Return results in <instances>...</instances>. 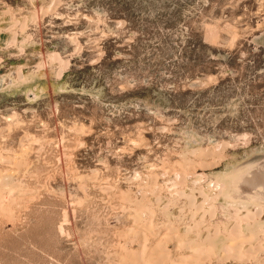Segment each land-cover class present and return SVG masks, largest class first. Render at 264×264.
Returning <instances> with one entry per match:
<instances>
[{
	"label": "rangeland",
	"instance_id": "374dc122",
	"mask_svg": "<svg viewBox=\"0 0 264 264\" xmlns=\"http://www.w3.org/2000/svg\"><path fill=\"white\" fill-rule=\"evenodd\" d=\"M263 158L264 0H0V264H264L263 200L208 186ZM190 218L217 248L178 244Z\"/></svg>",
	"mask_w": 264,
	"mask_h": 264
},
{
	"label": "bare ground",
	"instance_id": "6f19581e",
	"mask_svg": "<svg viewBox=\"0 0 264 264\" xmlns=\"http://www.w3.org/2000/svg\"><path fill=\"white\" fill-rule=\"evenodd\" d=\"M35 16V15H34ZM59 55L57 53H53L50 55V58H57L58 59ZM55 60V59H54ZM62 62L63 64H67V61H60ZM46 63V61H44L43 59H39L33 66L35 68H31L29 67L27 69V72L25 73L24 70H22V68L20 67L17 72L14 74V77H9L7 76V78L5 79V83L6 84H9V83H14L16 81H20V80H34L37 78V73L40 69L43 68V65ZM31 66V65H29ZM208 149V148H207ZM210 150V149H208ZM212 153V152H211ZM215 154V153H214ZM213 154V155H214ZM216 155V154H215ZM221 155V154H220ZM218 156V155H217ZM215 157V156H213ZM219 157V156H218ZM216 158V157H215ZM212 159V158H211ZM213 160V159H212ZM258 161V160H257ZM200 164V162H198ZM211 163V162H210ZM201 164H204L201 163ZM200 164V165H201ZM206 164V162H205ZM213 165V164H211ZM210 165V166H211ZM248 165V164H246ZM244 168H242L239 172L236 173L235 175V178L232 180L233 181H229L226 179H215L213 180V182H209L208 186L209 187H212V189L216 192H213L215 195L219 196L218 194H226L227 196V192H232V190L234 191L233 193L236 195L237 194H243V193H246V194H249L251 195L250 197L254 196V199L255 197L257 198V200L259 201V197L263 200L264 202V158L259 160L257 163L253 164V165H250V166H247ZM206 166V165H205ZM229 175V174H228ZM227 175V176H228ZM204 176V175H203ZM230 176V175H229ZM232 176V175H231ZM226 178V177H225ZM200 181V180H199ZM203 181V180H202ZM201 181V182H202ZM204 184V183H202ZM198 185V184H197ZM174 187V186H173ZM142 188V187H141ZM176 189V188H174ZM160 190V189H159ZM5 191V190H4ZM212 191V190H211ZM144 192V191H143ZM142 192V193H143ZM168 192H170V188L168 189ZM173 193V191H171ZM3 193V192H2ZM6 193V192H4ZM156 193V191H154V194ZM177 193L179 195H181V197L185 196L189 199L190 203L192 206L188 208L189 212L191 213V218H193V216H195V212L197 210L201 211V215H203V212L205 211V207L201 204V203H196L197 200H195L197 197L196 196H201L202 197V200H207L208 198V195L210 197V194L207 193V191L204 189V186H202L201 184L199 185L198 189L197 190H194V191H190V192H186V190H184L182 187L180 189L177 190ZM176 193V194H177ZM195 193H198V195H196ZM212 194V193H211ZM212 195L213 197L215 195ZM157 196V194H156ZM169 196H170V193H169ZM216 196V197H217ZM229 196V195H228ZM231 196V195H230ZM159 197V195L157 196ZM156 197V198H157ZM167 197V196H166ZM196 197V198H195ZM232 197V196H231ZM211 198V197H210ZM228 198V197H227ZM239 198V196H238ZM241 198V197H240ZM245 198V197H244ZM242 199V198H241ZM171 200V199H170ZM157 201V200H156ZM212 201V199H211ZM261 201V200H260ZM200 202V201H199ZM242 202V201H241ZM262 202V201H261ZM260 202V203H261ZM203 203V202H202ZM234 203V202H233ZM259 203V204H260ZM204 204V203H203ZM212 206V205H211ZM230 206V204H229ZM240 206H244L245 209H246V212H245V215L246 216H251V215H254L256 214L257 215H260L261 217V213L264 212L263 211V208L261 207V205H256V209L255 210H251L249 207L246 206V204H244L242 202V204H240ZM236 207V205H235ZM182 208V207H181ZM210 208V207H209ZM231 208H234L231 207ZM240 208V207H239ZM238 208V209H239ZM242 208V207H241ZM240 208V210H242ZM212 209V208H211ZM237 209V208H235ZM237 209V210H238ZM144 210V209H143ZM183 210V208H182ZM146 211V210H145ZM181 211V209L179 210ZM183 212V211H182ZM179 213V212H178ZM189 213V214H190ZM235 214V213H234ZM243 215V214H242ZM134 217L136 219H140L141 218V215L138 214V213H134ZM259 217V216H258ZM190 218V221L192 220ZM248 218V217H247ZM246 218V219H247ZM254 219H256L254 217ZM249 220V219H248ZM243 221V220H242ZM253 222V221H252ZM235 223V227H232V229L234 230H226L224 228L223 230V233H226L228 235H226L227 237L230 235L229 239H227V244L226 246H229L230 248L233 249V252H232V255H238V254H243V252H246L247 254H250V253H253V249L254 245H256L255 243H253V232L250 234H246L244 231H242L243 229H241V225L239 222H234ZM173 225V224H172ZM201 225L198 223V220L196 221L195 219L191 222H187L185 224V227H184V231L183 233L185 234H190L191 231H194V235L195 237H192V238H184L182 235L183 234H180L179 237L177 238V242L180 246L182 245H187V247H191L193 246V248H209V249H214L217 248V245L216 243L218 242L217 241V235L219 234V232H221V229L219 230L218 226L217 225H204L203 224V228H200L202 230H205L204 233H201V230L198 229V226ZM211 226H215V227H211ZM217 226V227H216ZM260 226H262V228H264V223L260 224ZM206 227V228H205ZM217 228V229H216ZM221 228V227H220ZM151 229V228H150ZM149 229V230H150ZM149 233L148 231H146L145 234ZM152 233V232H151ZM222 233V232H221ZM223 236V235H222ZM220 241V240H219ZM226 242V241H225ZM261 242V241H260ZM224 243V241H223ZM247 243L246 247L245 248L246 250H244V246L245 244ZM146 243H144L143 247L140 248V249H136V250H132L128 253L127 252H124L122 253V260L123 261H130V262H133L135 264H159L160 261L162 260H169L170 263L173 261V259L171 258V256L167 253V251L163 252V251H160L158 250V244L154 247H150L149 250H145L146 249V246H145ZM261 247V245H260ZM192 248V247H191ZM258 248V247H256ZM259 250V248H258ZM149 251V252H148ZM256 252V251H254ZM245 253V254H246ZM252 255V254H250ZM250 255H247L249 257H251ZM254 255L257 256L256 253H254ZM260 256V255H259ZM235 257V256H234ZM249 257H246V258H249ZM255 257V256H254ZM253 257V258H254ZM237 258V256H236ZM240 258V257H239ZM238 258V259H239ZM244 258V257H243ZM258 258V257H256ZM264 258V257H263Z\"/></svg>",
	"mask_w": 264,
	"mask_h": 264
}]
</instances>
